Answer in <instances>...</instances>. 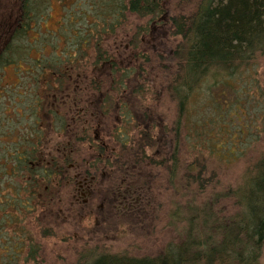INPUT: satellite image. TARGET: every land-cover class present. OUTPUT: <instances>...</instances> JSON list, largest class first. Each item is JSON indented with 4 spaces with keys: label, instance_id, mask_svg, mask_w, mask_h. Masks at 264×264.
<instances>
[{
    "label": "trees",
    "instance_id": "16d2710c",
    "mask_svg": "<svg viewBox=\"0 0 264 264\" xmlns=\"http://www.w3.org/2000/svg\"><path fill=\"white\" fill-rule=\"evenodd\" d=\"M89 1L92 7L99 6V11L94 13V22L98 24L99 21L101 31L91 34L92 40H96L95 45L101 43V32L118 34L124 21L132 18L133 21L146 22L144 26L136 27L137 35L150 34L154 25L163 29L168 45L164 49L165 54H157L159 58H146L142 63L132 65V85L126 80L125 84L119 83L121 86L116 87L119 94L130 89L133 101L138 99L142 105L137 104V100L131 108L126 96L108 99L109 94L99 102L90 98L89 105L86 104L88 97L83 96L81 100L79 94V99L69 101V112H74V120L69 113L67 122L64 116L49 109L50 129L55 120H60L62 125L58 131L62 134L70 132L72 137L68 140L70 167L66 169L64 166L62 146L58 144L55 152L51 153V165L35 170L37 185L34 191L36 195H42L32 204L35 212L39 207L45 208L44 198L53 189L72 193L70 197L74 204H90L89 200L95 201L102 196L107 210L134 219L138 214L144 215L153 206H158L157 194H162L164 189L168 190L173 200L163 213L162 230L172 234L163 252L140 257L128 251H86L76 256L74 264H260L264 246V152L258 154L233 186L230 185L233 183L224 185L222 179H217L218 174L210 163L213 160L225 164L221 156L213 157L212 146L215 144L219 146V154L227 153L234 163L245 154L235 143L242 145L240 137H250V133H244L247 130L239 136H235L234 130L233 139L228 142L226 133L219 129V126H224L231 132L224 115L236 120L258 115L264 128V99L254 95L260 88L256 78L257 59L264 54V0H179L173 10L169 9L167 0ZM20 2L21 18L17 16L16 21H21L20 26L25 22L29 27H23V31L17 34L25 36L33 20L32 9L29 8L33 0ZM88 40L82 39L77 51L84 52L85 45L90 42ZM110 54H99L94 64L103 66L106 63L113 74L126 77L124 69L114 62ZM75 55L72 57L70 54V57L68 53V58H75ZM2 56L0 64L3 61L7 63L5 53ZM157 64L160 65L158 92L161 91L163 99L175 107L171 122L158 121L152 109L148 108L150 102L155 101L152 96L156 93L153 92L152 82L144 79L142 66L152 69ZM69 70L57 75L56 86H52L56 95L61 91L64 75L70 84L72 76ZM139 70L142 74L135 77ZM81 79L83 81L82 76ZM204 86L208 88L207 92L220 90L219 94L208 96L202 91ZM223 88L232 90L231 102L225 97ZM143 97L148 101L146 104ZM114 102L119 106V112L114 109L118 116L111 130L115 141L112 148L107 151L105 144H99L94 149H87L88 156L82 154L84 143L94 141L92 127L101 126L103 117L99 109L104 104L114 105ZM212 103L223 107L222 118L207 119L208 125L216 124L214 127L218 136L214 127L205 129L207 124L204 120L199 122L201 117L193 116L194 111L196 114ZM237 105L241 113L233 115L232 108ZM77 111L83 116L79 123ZM90 119L96 120L94 126H90ZM71 124L77 130H72ZM238 137L239 142L236 140ZM77 173H80V178L91 181V196L87 190H81L84 196L80 193L73 178ZM39 182L43 186L40 187ZM157 184L155 191L153 185ZM83 198L86 203H83ZM224 201H231L236 210L227 213ZM50 234L42 230L41 237H51ZM10 244L3 245L1 249L4 257L0 264L17 261L19 246ZM38 245L36 242L33 246L35 253L28 251L32 262L36 263L41 258L38 256L41 252Z\"/></svg>",
    "mask_w": 264,
    "mask_h": 264
},
{
    "label": "rangeland",
    "instance_id": "374dc122",
    "mask_svg": "<svg viewBox=\"0 0 264 264\" xmlns=\"http://www.w3.org/2000/svg\"><path fill=\"white\" fill-rule=\"evenodd\" d=\"M20 3V0H0V57L2 59L4 57L2 54L5 53V59L8 61L7 63L3 61L0 64V260H3L2 256L4 257L1 249L3 245L8 243H11L12 246L17 244L19 246L20 253L14 264H74L76 256L82 255L86 251H111L115 253L128 251V253L140 257L160 254L172 239L170 231L162 230L163 213L169 208L170 202L173 200L171 194L167 192L168 190L161 189L162 194L156 193L158 206H153L149 213L138 214L137 218L134 217V219L128 215H115V212L107 210L102 196L95 201L89 200L90 204H74L70 197L72 193L66 194L65 190L59 192L53 189H50L44 198L47 202L45 208L39 207L35 212L32 204L36 200L29 197L32 194V189L28 184L30 173L27 165L29 161H33L37 151L35 154L33 151V156H29L23 164L16 161V153L20 148L17 139L18 131L28 133L29 130L31 134L35 132L39 135L50 133L49 137L54 143L64 141L63 134L58 131L62 125L60 120H55L53 128L50 129L49 122L45 120L44 115L46 116L47 113L50 116L48 111L52 109L55 114L65 116L66 111L67 113L69 111V105L67 104V108L64 106L65 104L61 106L58 104V107L52 105L51 93H45L44 88L47 85L56 86L57 75L66 73L70 68L72 69L69 70V74L72 76L70 84L66 75L62 77L63 87H68V93L75 91L76 93L80 92L84 98L87 96L86 104H89L90 98L92 101L95 99L98 102L103 101L107 94H109L108 99H113V97L119 99L126 96V99L129 100V106L133 108V104L138 99L133 101L132 94L129 95L130 89L127 93L119 94L120 91L116 87L125 84L126 80L132 85L133 76L130 68L133 64H140L146 58L154 60V58H159L157 54H165L164 49L168 45L167 35L163 29H157L154 25L150 34L139 33L137 35L136 27L144 26L146 22L144 20L133 21L132 18L133 20L124 21L118 34L101 32V43L95 45L96 40H92L91 34L96 30L101 31L99 21H97L98 24L95 23L96 21L94 22V13L99 11L98 5L92 7L93 4L89 0H33L29 7L34 10V13L31 10L33 20L29 23L32 29L27 35L21 36L17 33H21L23 27L28 29L29 26H26L24 22L19 29H14L17 16L21 18ZM178 3L179 0H167L170 10H173ZM83 34L85 35L83 36ZM84 38L90 41H87L88 44L85 45L86 50L84 52L77 51L78 45ZM105 52L111 53L110 56L114 62L124 69L126 77L113 74L106 63L103 66L94 64V59ZM68 53L72 57L76 54L75 58H70V56L69 59ZM37 65L39 66L37 67ZM159 67L160 65L157 64L150 69L143 65V74L139 70L135 77L142 74L145 80L149 79L148 81L152 82L153 92L156 93L152 97L156 99L150 102L148 108L152 109L158 121L162 123L164 121L171 122L175 107L165 98L163 99L164 96L161 91L158 92ZM256 73L260 88L254 95L259 99H264V54L257 59ZM32 85H36L42 91L38 94L35 93L37 101L43 107L36 117L37 125H34L32 119L27 122L31 117L30 115L24 121L18 119L15 113L16 108L27 107L29 104L28 101L19 104L17 94L23 90L20 86L33 88ZM207 89L204 86L202 91L207 92ZM219 91L208 90L206 94L208 96H211V93L218 95ZM223 91L225 97L229 98L228 102H231L232 90L223 88ZM38 96L43 102L39 101ZM142 100L145 104L148 102L145 97ZM16 102L19 106L16 105ZM139 103L142 105V102L138 100L137 104ZM216 103H212L210 107L201 108L196 114L195 111L193 113L194 118L201 117L199 122L204 120L207 124L205 126L207 130L216 126L215 123L208 125L207 119L216 118L223 114L222 105L217 106ZM80 105L82 106V103ZM114 109L119 112V106L115 102L114 105L110 106L104 104L99 109L103 119L100 127H92L91 137L94 138L97 135L100 140L85 142L82 154L88 156L87 149L90 150L91 147L94 149L99 144H105L108 148L107 151L112 148L115 141L111 137L113 133L111 130H113L112 127L117 115L114 113ZM93 113L98 114V112ZM235 113H241L239 105L232 108V114L235 115ZM220 117L222 118V116ZM224 118L229 123L231 132L224 126H219V129L224 132L223 134L226 133L228 142L231 143L234 130L235 136H239V133H243L245 130H247L244 132L245 135L250 133V137L248 135L240 137L242 145L235 143L236 147L242 148L243 153L245 151V154L240 159H236L234 163H232L233 158L227 153L219 154L218 145L212 146L213 157L221 156V160L225 164H218L217 161L212 160L211 168H214L218 174L217 179H222L224 185L233 183L230 184L233 186L236 184L235 181L238 182L237 178H241L246 173L258 154L264 152V128L258 115L250 116L247 120L243 118L236 120L234 117L228 119L225 115ZM67 120L65 121L67 122ZM95 121L90 119V126H94ZM71 129L77 130L73 124H71ZM213 130L218 136L217 128L214 127ZM68 139L71 140L72 137L69 136ZM236 140L239 142V137ZM27 147L29 148L28 144H25L21 146V150L27 149ZM32 150L35 148H31ZM13 161L20 168L16 169V172H11L14 169L11 165H15ZM22 166L23 170H21ZM153 186L155 187L154 190L157 191L158 184ZM35 196L36 198L42 197V195ZM58 199L62 200L59 201ZM161 200H163L162 203H160ZM13 202L15 203L14 207ZM19 203H27L26 206L31 208L30 211H25ZM224 205L227 213L236 210L234 206L232 207L231 201L228 203L224 201ZM6 215H11V217H6ZM42 230L50 232L51 237H41ZM36 242L41 251L38 254L41 256L39 263L32 262L28 252L29 250L33 253L36 252L35 247H33ZM38 256L36 255V257ZM260 264H264V246Z\"/></svg>",
    "mask_w": 264,
    "mask_h": 264
},
{
    "label": "flooded vegetation",
    "instance_id": "af4514ba",
    "mask_svg": "<svg viewBox=\"0 0 264 264\" xmlns=\"http://www.w3.org/2000/svg\"><path fill=\"white\" fill-rule=\"evenodd\" d=\"M19 24H21V21H19V22L16 21L14 24V26H15L14 29L19 28L20 27ZM31 29H32V27H30V30ZM38 66L39 65H37V67ZM67 72L68 71H66V73ZM32 86H34V87L29 88V87H25V86H20V87H22L23 90L19 91L17 94V97L19 99L18 102H19V104H21L22 102L27 103V101H28L29 104L27 107L16 108L15 113H16V117H18V119L24 120V121H26L30 115L31 117L27 120V122H30L32 119V122L34 123V125H37L36 117H37L40 109H42L43 107L40 105L41 103H39L37 101V95H35V93L38 94L42 91H40V88L37 87L36 85H32ZM52 88L53 87L51 85H47L44 88L45 89L44 92L45 93H51L50 98L52 101V105H54V106L58 107V104H59V106L65 104L64 106H66V108H67V106L69 105V101H74L77 97L79 99L80 93L78 92L77 95H75L74 91H73L74 93H71L70 91L68 93V87L67 86H65V87L62 86L61 91L60 92L58 91L57 93H59V94H57V95L55 93H53ZM38 99L40 102H43V100L39 96H38ZM54 99H55V101H54ZM82 99H83V96L81 97V100ZM19 104L16 102L17 106H19ZM80 111L79 112L77 111V114H78L77 122L78 123L81 122L83 119L82 114L79 115ZM68 113H71L70 115L72 116V121H73L74 120L73 119L74 112L68 111ZM68 113L66 111V114L64 116L65 119H68V116H69ZM49 117L50 116H48L47 113H46V116L44 115L45 120H48L49 126H50V119L51 118H49ZM83 122H84V120H83ZM49 136H50V133L39 135V134L34 132V134H31L29 130H28V133L18 131V135H17L18 142L20 143V148L17 150V153H16L17 154L16 161L18 163L22 162V164H23V162L25 160H27V158L29 156H33V154H32L33 151H35L34 154L37 151V155L35 157H33V161H29V163L27 165L28 172L30 173V175L28 176L29 177L28 184H29L30 188L32 189V191H31L32 194L29 195V197H32L34 200L36 199V196H35L36 191H34V190H35V186L37 185V180H35V176H34L35 170L39 167H42L43 165L47 168L51 165V163H52L51 153L53 151L55 152V146H57L58 144H61V146H62V156L64 158L62 162H63L64 166L66 167V169L70 167V165H68V154L70 153L68 151L69 134L63 133L62 136L64 137V139H63L64 141L62 140L63 142L59 141L56 143H54L53 140ZM93 139H94V141L100 140V138L97 135L94 136ZM25 144H28L29 148L27 147V149L24 148L23 150H21V146H24ZM31 148H35V150L31 151ZM11 167L14 168L11 170V172H16L17 171L16 169H20L16 163H15V165L12 164ZM23 169L24 168L22 166L21 170H23ZM21 170L18 172L20 173ZM73 178L76 179L80 193H81V190H87L88 194L91 196V193L89 192L90 186H91L90 185L91 181H87V179L84 177L80 178V173L73 175ZM39 186L41 187V186H43V184L41 182H39ZM44 189H46V186H44ZM81 194H82V196H84L83 192ZM82 201H83V203L87 202V200L85 198H83ZM48 204H50L49 201H48ZM19 205L20 206L23 205L24 207L23 206L22 207L25 209V211H30V209L27 208V206H26L27 203H19Z\"/></svg>",
    "mask_w": 264,
    "mask_h": 264
}]
</instances>
